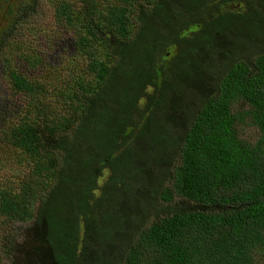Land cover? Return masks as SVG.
Returning a JSON list of instances; mask_svg holds the SVG:
<instances>
[{
    "label": "trees",
    "instance_id": "1",
    "mask_svg": "<svg viewBox=\"0 0 264 264\" xmlns=\"http://www.w3.org/2000/svg\"><path fill=\"white\" fill-rule=\"evenodd\" d=\"M2 1L8 35L36 3ZM54 5L83 61L60 88L19 74L0 30L27 99L1 132L24 169L0 218L48 249L40 264H264V0Z\"/></svg>",
    "mask_w": 264,
    "mask_h": 264
},
{
    "label": "rangeland",
    "instance_id": "2",
    "mask_svg": "<svg viewBox=\"0 0 264 264\" xmlns=\"http://www.w3.org/2000/svg\"><path fill=\"white\" fill-rule=\"evenodd\" d=\"M0 0V30L1 35H6V29L12 23L4 16L8 11V5ZM10 4L16 7L18 0H9ZM20 1V0H19ZM65 1L75 4L76 0H35V10H27L20 18V23L14 31L8 35L11 41V48L7 49L6 54L14 64L16 71L24 77H30L43 83L60 88L64 74L71 68L76 67L81 70L83 61L78 53L77 47L73 42L71 32L58 24L54 16V4ZM24 5L28 0L23 1ZM39 65L38 67H36ZM56 98V92L52 91L46 97L45 102H52ZM27 106V99L19 92H16L8 79L5 67L0 66V189L8 186L19 178L18 172L22 173L24 165L16 164V154L2 141V129L5 124L7 114L12 112L24 113ZM8 119L12 117L8 116ZM240 130L243 136L255 141L258 132L249 125H241ZM108 177L105 172L101 178V183ZM193 203L183 199H175L172 206L175 212L193 209ZM171 214V213H169ZM27 225L15 224L8 226L0 218V256L2 252L14 250L7 258H1L0 264H40L45 258L49 259L48 249L41 247L40 250L33 236H24ZM32 232V230H30ZM36 248L40 251V260L32 258L30 253ZM10 252H7L9 254ZM49 264V263H48Z\"/></svg>",
    "mask_w": 264,
    "mask_h": 264
}]
</instances>
